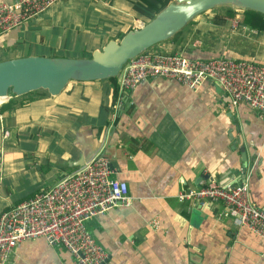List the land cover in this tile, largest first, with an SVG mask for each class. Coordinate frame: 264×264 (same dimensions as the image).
<instances>
[{
  "label": "crops",
  "instance_id": "crops-1",
  "mask_svg": "<svg viewBox=\"0 0 264 264\" xmlns=\"http://www.w3.org/2000/svg\"><path fill=\"white\" fill-rule=\"evenodd\" d=\"M148 2L62 0L1 35L0 61L91 57L153 19L150 2L159 3ZM220 9L149 51L264 64V33L244 30L242 22L233 29L234 20L218 17ZM115 93L110 79L71 81L57 96L36 90L0 100V215L102 152L131 199L87 223L108 254L106 264H264V240L222 217V204L200 207L177 198L209 175L221 184L247 182L251 201L264 208V116L246 104L232 107L214 81L192 90L155 77L130 90V105L118 112ZM8 264L79 263L63 245L33 238L18 244Z\"/></svg>",
  "mask_w": 264,
  "mask_h": 264
},
{
  "label": "built area",
  "instance_id": "built-area-1",
  "mask_svg": "<svg viewBox=\"0 0 264 264\" xmlns=\"http://www.w3.org/2000/svg\"><path fill=\"white\" fill-rule=\"evenodd\" d=\"M62 0H14L0 4V36L13 30ZM232 21V28L240 27ZM246 30L247 26L242 25ZM155 77L175 79L197 90L206 81L219 84L230 105L246 104L264 116V64L255 60L218 56L189 58L182 53L149 50L128 61L117 76L115 112L130 105L128 92ZM180 202L200 207L223 205L222 217L247 227L264 240V208L250 199L249 184H221L208 180L200 187L178 193ZM128 185L112 176L109 159L94 154L83 166L63 177L47 190L0 215V264L9 259L24 240L44 238L63 245L79 264H103L108 254L90 233L87 223L121 204H130Z\"/></svg>",
  "mask_w": 264,
  "mask_h": 264
},
{
  "label": "water",
  "instance_id": "water-1",
  "mask_svg": "<svg viewBox=\"0 0 264 264\" xmlns=\"http://www.w3.org/2000/svg\"><path fill=\"white\" fill-rule=\"evenodd\" d=\"M222 6L264 14V0H174L150 21L129 30L120 39H110L101 49H96L91 57L26 56L0 61V100L36 90H46L50 95L57 96L71 81L117 77L128 61L171 39L197 16ZM240 151L242 171L245 172L247 160L244 146H241ZM84 164L85 160H82L77 165ZM109 165L113 169L114 162L110 160ZM204 179L214 180L209 175Z\"/></svg>",
  "mask_w": 264,
  "mask_h": 264
},
{
  "label": "trees",
  "instance_id": "trees-1",
  "mask_svg": "<svg viewBox=\"0 0 264 264\" xmlns=\"http://www.w3.org/2000/svg\"><path fill=\"white\" fill-rule=\"evenodd\" d=\"M134 1V0H133ZM148 2V0H144ZM159 4H154L150 2V9L154 11V13H159L164 7H166L172 0H156ZM149 3V2H148ZM222 11L218 13L219 18L222 19H230V20H240V24L248 25L250 28L256 29L264 33V14L251 11V10H242V15H238L236 12L235 7L232 6H222ZM218 9V8H217ZM182 31L178 32L174 37L180 35ZM110 80L114 81L115 86V100L118 93V86H117V77L109 78Z\"/></svg>",
  "mask_w": 264,
  "mask_h": 264
},
{
  "label": "rangeland",
  "instance_id": "rangeland-1",
  "mask_svg": "<svg viewBox=\"0 0 264 264\" xmlns=\"http://www.w3.org/2000/svg\"><path fill=\"white\" fill-rule=\"evenodd\" d=\"M176 1V0H175ZM220 10H222V9H220ZM237 10L238 11H241L242 12V10L241 9H239V8H237ZM104 18H106L105 16H103ZM197 18V17H196ZM107 19V18H106ZM112 26H113V23H110Z\"/></svg>",
  "mask_w": 264,
  "mask_h": 264
}]
</instances>
